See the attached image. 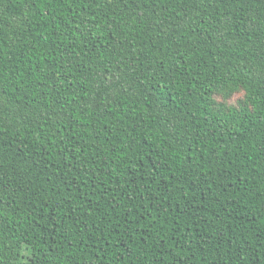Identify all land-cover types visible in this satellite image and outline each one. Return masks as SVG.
<instances>
[{
	"label": "trees",
	"instance_id": "obj_1",
	"mask_svg": "<svg viewBox=\"0 0 264 264\" xmlns=\"http://www.w3.org/2000/svg\"><path fill=\"white\" fill-rule=\"evenodd\" d=\"M0 264H264V0H0Z\"/></svg>",
	"mask_w": 264,
	"mask_h": 264
}]
</instances>
